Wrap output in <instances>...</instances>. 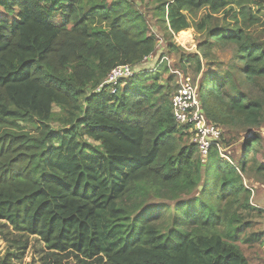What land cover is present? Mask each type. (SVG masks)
<instances>
[{"label":"trees","instance_id":"1","mask_svg":"<svg viewBox=\"0 0 264 264\" xmlns=\"http://www.w3.org/2000/svg\"><path fill=\"white\" fill-rule=\"evenodd\" d=\"M157 1L179 68L161 61L111 93L97 87L112 68L155 52L132 0H0V220L80 264H264V208L244 183L259 134L246 136L242 163L215 147L202 163L194 143L179 144L190 132L171 108L177 70L211 123L261 126L264 99L242 86L264 81V40L246 31L243 7L264 0ZM200 9L194 26L187 14ZM190 28L194 52L170 41ZM226 44L236 63L222 70ZM32 120L36 136L17 129ZM150 195L162 202L145 206Z\"/></svg>","mask_w":264,"mask_h":264},{"label":"rangeland","instance_id":"2","mask_svg":"<svg viewBox=\"0 0 264 264\" xmlns=\"http://www.w3.org/2000/svg\"><path fill=\"white\" fill-rule=\"evenodd\" d=\"M136 9L140 10L146 18L148 27L157 38L155 52L152 54V58H149L143 64L134 66L135 72L141 70H153L158 67L160 61L159 58L162 55L169 57L170 67L173 66L179 68V53L168 50V40L165 31L161 26L158 19L157 10L155 9L158 5L157 0H132ZM247 21L246 31L261 40H264V10H258L253 4H248L243 7ZM204 14V10H196L188 13V18L192 25H196L201 16ZM8 19H13V16H8ZM189 35H178L171 37L170 41L177 46L183 48L186 52H194L196 50V32L193 29L186 30ZM184 34V33H183ZM180 35V36H179ZM187 36L189 43L180 44L179 37ZM188 39V40H189ZM235 48L233 45H224L217 50L219 64L222 70H228L231 65L236 63L235 60ZM173 67V69H175ZM176 68V69H177ZM239 82L240 78H237ZM162 80L161 82H163ZM250 95L255 96L260 94L264 99V81L259 80L258 86H242ZM263 88V91H261ZM55 116L49 123L52 129H60L62 127V121L65 116L59 112L58 108H54ZM17 129L22 130L24 133L36 136L40 128V122L36 120L32 121H17ZM226 128V129H225ZM224 136L227 140L222 141L223 146L226 150L228 158L234 164L243 162V145L246 140V136L253 133H258L260 138L259 142L254 145V149L250 150V158L247 160V173L244 178L246 186L251 188V202L253 205L264 208V172L257 171L255 168L260 163H264V122L259 128L256 129H244L241 124H234L231 127L225 126ZM193 143L192 134L186 133L180 139L181 145ZM193 196V195H192ZM162 202L153 195L147 200L145 206L153 205ZM174 203H171L173 207ZM264 250V246H263ZM80 258L81 257L79 256ZM7 260L9 264H80L71 252H59L55 249H49L47 246L34 235L20 234L14 232L11 227L3 220H0V262ZM88 264H97L93 259H85Z\"/></svg>","mask_w":264,"mask_h":264},{"label":"built area","instance_id":"3","mask_svg":"<svg viewBox=\"0 0 264 264\" xmlns=\"http://www.w3.org/2000/svg\"><path fill=\"white\" fill-rule=\"evenodd\" d=\"M152 58V55L145 56L143 62ZM168 61V57L162 56L159 61ZM143 64V63H141ZM135 73L134 66L122 65L112 68L105 80L97 87V90L106 87V89L114 93L116 86L122 80H125ZM177 80V90L171 97V108L175 122L187 127V131L192 134L193 143L197 146L198 154L202 163L206 161L209 149L215 147L222 160L231 162L226 154V150L222 143V129L211 123L201 106L198 96L197 85L192 84L190 77L183 75L175 70Z\"/></svg>","mask_w":264,"mask_h":264},{"label":"bare ground","instance_id":"4","mask_svg":"<svg viewBox=\"0 0 264 264\" xmlns=\"http://www.w3.org/2000/svg\"><path fill=\"white\" fill-rule=\"evenodd\" d=\"M189 37H187V36H182V37H179V42H180V44H187V43H189V41L191 40V39H189ZM185 46H187V45H185Z\"/></svg>","mask_w":264,"mask_h":264}]
</instances>
